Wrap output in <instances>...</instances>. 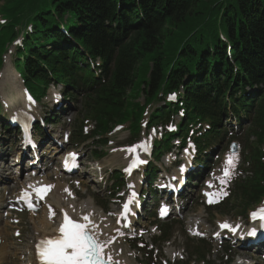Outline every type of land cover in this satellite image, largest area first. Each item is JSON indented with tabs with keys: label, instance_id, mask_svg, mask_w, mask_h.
<instances>
[{
	"label": "trees",
	"instance_id": "obj_1",
	"mask_svg": "<svg viewBox=\"0 0 264 264\" xmlns=\"http://www.w3.org/2000/svg\"><path fill=\"white\" fill-rule=\"evenodd\" d=\"M0 1L1 11L11 19L0 29V52L16 36L20 14L37 13L33 32L20 50L23 59H18L36 95L52 81L62 82L73 93L83 75L96 79L81 48L92 58L103 57L104 79L91 85L82 101L86 115L96 119L99 135L125 122L135 132L148 105L182 86L185 103L175 108L186 113L181 134L198 119L219 131L221 119L231 111L253 114L248 133L263 144L264 0ZM63 20L66 34L59 29ZM246 87L257 88L252 103H242ZM238 91L243 92L240 99L235 98ZM140 93H145V106L134 102ZM155 114L164 117V107ZM262 152L258 148L251 155L256 175L264 178ZM261 194L264 185L257 182L240 190L235 199L247 207Z\"/></svg>",
	"mask_w": 264,
	"mask_h": 264
},
{
	"label": "rangeland",
	"instance_id": "obj_2",
	"mask_svg": "<svg viewBox=\"0 0 264 264\" xmlns=\"http://www.w3.org/2000/svg\"><path fill=\"white\" fill-rule=\"evenodd\" d=\"M2 5H3V1H0V7ZM12 51H13V47L10 48L9 54ZM10 70L14 73V71L11 68H10ZM2 75H4V74L2 73ZM9 86H10V84L8 83V81H6V78L4 77L2 83L0 84V89L5 93L6 96L10 97V99L12 100V98L10 96ZM19 87H21V85H19ZM5 88H7V91H5ZM52 90L53 89L51 88L50 91H52ZM2 91H0V94L3 95ZM137 101L143 103L144 95H141ZM44 102L45 103L43 104L42 107L44 109H50V107L52 105L51 96H48L44 100ZM70 103L74 107V110L72 111L71 116L66 117V118L65 117L61 118L58 121V124L56 126H54V128L56 130H59L60 128H70L71 129L72 143L75 145L76 142L82 141L80 137H77V134L79 133V128L85 124H88V123H87V121H85V119H83V116L80 114V112L82 111V108H81L82 105H80L78 103H73V102H70ZM69 118L71 119V121L68 120ZM178 120L179 119L177 118L176 121H178ZM127 129H128V124H125V128L119 127L112 134H110L109 137L111 138V143L110 142L108 143L106 149L108 150L111 147H117V146L124 147L125 149H127L128 144L131 143V140H133V137L131 138L129 131ZM149 132H150L149 134H151L152 136L155 135L153 130H150ZM143 137H144V135H142V132L140 131L139 136H137L136 138L137 139L141 138V140H142ZM157 137H160V131H158ZM235 142L236 141L231 142L229 144L227 142H223L221 144V146L222 147H229L228 152H230L231 146ZM51 143L52 142H50L49 144H51ZM49 144H48V146H49ZM241 145H242V148L244 151V147H243L242 142H241ZM56 146H58V145H56ZM69 147H72V146H70V144H69ZM250 147L251 146H249L248 149ZM52 148L55 151V147H52ZM76 148L80 149V151L83 153V157H86L89 159V158H91L92 155H94L93 152L95 150L100 152L101 144H100V141H96V139H95V141L93 139H89L88 141L82 142L81 145H79V147H76ZM118 154H122V153L118 152ZM118 154L115 153L114 154L115 157L114 156L112 157V154H110V156H109L110 159L107 160V162L108 163L113 162V160H115L114 158H116L117 157L116 155H118ZM180 154L182 156L183 152ZM181 156L178 158V160H180V161H182L181 158L183 157V156L182 157ZM111 157L113 158L112 161H110L112 159ZM47 159H50V157L44 158V160H47ZM120 162H121V156L116 160V163H120ZM45 166H47V165L43 164L41 167H45ZM57 167L59 169L58 163H56V161H55V163H53V165H52V170L55 171V169ZM111 168L112 167L108 165L105 167V170L107 172H109V170ZM83 170H84L85 176H84V174L80 173L79 176L77 175L74 178L80 179L79 181L81 184H84L86 182L85 188L82 189L81 187H79L77 185L75 179L73 182L71 180H69L66 186H67V188L69 187L72 190H74L75 192H77L79 195H81L86 200L83 201L80 198L77 200H73V201L69 200L65 194V192H66L65 187H63L61 189V192H59L60 193L59 195L63 196V198H64V200L61 202L64 204L65 200H69L71 202V207L73 209H76V208H78V206L86 205L89 202H91V204L93 205L92 200H90V199H93V201L96 204L97 209H98L97 210L93 205L94 210H95V213H94L95 214V216H94V222L95 223L94 224L99 226L96 229V232L100 236H103V233H107V230H109L112 227L119 228L121 226V224H119L118 220H117V216L119 215V212L116 213V217H115L116 222H114L112 218H108L107 212L105 214L107 216L106 217L105 215H103L99 211V209H101V207L104 208L100 204V202L107 203L110 201L108 203L107 209L104 208V210L105 211L108 210L109 215L114 217L113 213L116 210H118V208L120 207L119 205H121V199L119 201H113V200L118 199V196L121 194H124V191H122L121 193H119L118 195H116L114 197L111 196L109 192L103 191L100 188V185H101V187H103L105 185V183H108L110 181H104V185L99 184V183H95L94 178L98 175V173L89 169L88 166H87V169H83ZM57 171H58L57 174H60V172L63 170L61 169V170H57ZM60 175H61L60 178H64V179L69 178L67 175H62V174H60ZM3 176L5 177V179L8 177L6 175V173H4ZM55 177H56V175L54 173H52L51 179L54 180ZM81 180H83V181H81ZM5 182H6V180H3V182H0V185L5 183ZM112 183H113V181H112ZM12 185H13V183L9 182V185H7V189L0 191V203L2 202L5 195L7 198V192L9 191L8 189ZM0 188H1V186H0ZM4 191H5V194H4ZM55 198H56V196L53 195V200ZM154 200L155 199H150V198H149V200H147V204H148L149 208L147 211H145V214L139 220V222L136 223L135 225H133V227L135 228V230L133 232L141 233L142 231H148L149 228H151V229H154V232H152L151 234L155 235L158 233V235L154 239L153 238L154 235L151 236V234H149V236L147 237L148 241H146V244L144 245L143 248L140 247L139 249H138V246L136 247L137 249H134V246L132 245L133 241L128 242V239L125 238L119 244V247L116 250V257L117 258L125 256L128 259H132L133 264H158L159 257L163 256L162 260L165 263V262H169V260H170L169 256H168V250L171 249L175 252H177V251L182 252V255L179 256L178 259L174 260V262L172 264H200V260H199L200 251H198V248L202 246V239L201 238L204 237L203 233L205 232V230H207L210 227L212 228V230L215 229L216 225L220 221L228 220V219H234L233 218L234 215H232V214L231 215H226V214L223 215L222 213H219L218 211L209 212V210H207V207L204 206V199L199 194V195L194 196L193 199L190 198V196L188 195L184 199L185 200V206L180 213L171 216L168 220H166L164 222H157L156 223V221H155L156 220V214L155 213L152 214L150 219L148 218V212H151V208L154 205ZM218 209H219V206H218ZM221 210L226 211L227 209L222 207ZM224 213H226V212H224ZM236 213H239V212H236ZM42 218H43V215L40 217V220L37 224V222H36L37 218L36 217H35V219H36L35 220V219H32L31 216L24 215L23 220H24V225H25V229H26L25 235H33L32 232H34L36 235V233L38 231H34V228H35V226H37V227L39 226V224L42 222ZM5 219H6V217L4 214L3 220H5ZM193 220L200 222L197 225V227H196L197 229L195 230V232H193V230H192ZM42 224H43V222H42ZM164 225L165 226L169 225L170 227L166 229L165 227H162ZM49 229H51V228H49ZM160 230L162 231L161 236H159L161 234ZM165 233H167V237H165L164 242H162L163 236ZM194 233H199V234L197 235ZM24 239H28V237L21 235L20 241H22ZM205 240L209 243L210 251L214 254V256L213 255L211 256L210 262H214L215 264H218V262H220V264H225L227 258H225L226 256L222 257L223 253H224V251H222V250H224V249L220 250L219 243H213L211 237H206ZM10 242L11 241L7 242L6 245H8L12 249ZM26 242L29 243V241L26 240L22 244V246H20V247L25 248ZM155 244L157 245V248L159 249V251H156L150 255L149 251L155 247ZM115 245L116 244H109V246L107 247V256H108V254L113 253L112 250H114ZM234 247L237 248L238 245H234ZM184 249H186V251H184ZM11 251L12 250H10L9 252L11 253ZM23 252H25V249ZM121 252H122V255H121ZM241 254L242 255H254L255 258L257 257L256 252L243 251ZM0 257H1V253H0ZM134 257H135V259H134ZM5 258L6 257H4L2 259L0 258L2 263H4ZM29 261H31L29 264L34 263V262H32V258L30 256L28 261L23 262V260H20L19 264H27V262H29ZM261 262H262L261 259L258 258L254 261L253 264H263ZM234 263L236 264V261ZM247 264H250V263H247Z\"/></svg>",
	"mask_w": 264,
	"mask_h": 264
},
{
	"label": "snow or ice",
	"instance_id": "obj_3",
	"mask_svg": "<svg viewBox=\"0 0 264 264\" xmlns=\"http://www.w3.org/2000/svg\"><path fill=\"white\" fill-rule=\"evenodd\" d=\"M236 147L237 146L234 145L233 149L235 150ZM136 150V147L126 149L130 154L135 153ZM70 158L75 159V155L72 154ZM139 163H143V161H140L137 158L133 161L132 165L126 169V171L130 173ZM226 164L227 167L224 172L225 177L230 175V170L235 165V156L230 155L227 158ZM53 187L54 186L52 185H47L40 189L34 188V191L38 199L43 200L47 192ZM220 195H226V193H221ZM20 199L25 201L29 209L35 211L36 206L33 205L31 201L30 193L25 191L22 193ZM208 202L215 203L219 201L216 199H210ZM130 203L131 201H129V204ZM49 209V218L51 219L55 216V213L51 210V206H49ZM128 212L129 205L125 204V217ZM251 218L264 220V208L260 209L259 212L252 213ZM81 219L84 221L83 223L74 221L65 212L57 236L53 238H44L36 243L37 256L40 264H110L112 260L111 256H105V249L109 246L110 241L101 242L97 238L98 233L96 232V229L99 226L92 223L89 215H85ZM220 228L229 229L233 232L237 230L228 223L221 224ZM194 234L198 235L199 233ZM250 234L255 235V230ZM17 235H19V233H17Z\"/></svg>",
	"mask_w": 264,
	"mask_h": 264
},
{
	"label": "bare ground",
	"instance_id": "obj_4",
	"mask_svg": "<svg viewBox=\"0 0 264 264\" xmlns=\"http://www.w3.org/2000/svg\"><path fill=\"white\" fill-rule=\"evenodd\" d=\"M3 74L5 75V78H6V81H8V83L10 84V86H9V91H10V96H11V98H12V100L13 101H18V100H20V99H22V101H23V96H22V91H23V89H22V86L21 87H19V84H17V81H16V79H17V75H15L11 70H10V67H7L4 71H3ZM51 142V141H50ZM49 142V143H50ZM57 149H59L58 148V146H56L55 147V151H57ZM117 156V155H116ZM69 157V161L71 160V158H70V155L68 156ZM115 157V156H114ZM229 157V156H228ZM227 157V158H228ZM42 158H45V157H43L42 156ZM115 159V158H114ZM113 160V158L110 160V161H112ZM45 161V160H44ZM69 165H71V166H75V161L74 160H72L71 162H70V164ZM226 167H227V164H224V169H223V171L222 172H224L225 171V169H226ZM65 168V167H64ZM59 170H61V169H59ZM62 170H63V168H62ZM15 179H17V177L15 176L14 177ZM216 180L217 181H221V176L219 175V176H217L216 177ZM41 181L42 182H45L46 181V179L44 178V177H42L41 178ZM79 181V180H78ZM18 184H19V182H18ZM22 186H24V184H22ZM63 187H65L64 186V184L60 181V179H58L57 180V182L56 183H54V189H53V192H52V196L54 195V196H56V198L53 200V203H50L52 206V208H54L55 209V211H57L58 209H61V208H66V206L61 202V201H63L64 200V198L63 199H61V195H59L60 193L59 192H61V189L63 188ZM4 188V187H3ZM128 200H131V207H133V208H131V210L128 212V214H127V217H128V220L129 221H132V219H133V212H134V201H133V199H132V197L131 196H128ZM71 201H73V200H71ZM60 203V204H59ZM90 205V206H89ZM93 208V209H92ZM69 209L72 211V212H75V214H76V216L77 217H75L79 222H81V223H83L84 221L81 219L83 216H85V215H89L90 216V219H91V221H92V223L94 224L95 222H94V216H95V210H94V207H93V205L91 204V202H89V203H87L86 205H80V206H78V208H76V209H73L72 207H69ZM124 214V211H121V212H119V215L117 216V220H118V223L119 224H122V215ZM42 222H43V224H42ZM42 222L39 224V226L37 227V226H35V231H38L37 233H36V236L39 238V237H41V238H43V237H45V236H50V235H52L53 233H55V237L57 236V234H58V230L56 231V228H54L53 227V224H52V219H50L49 218V215L47 214V212H44V214H43V218H42ZM49 228H51V229H49ZM131 229H133V227H130ZM122 233H123V228L120 226L119 228H114V227H112V228H110L109 230H107V233H103V236H100L99 234H98V239L101 241V242H104V241H110V244H116V241L117 240H122ZM116 240V241H115ZM33 248H34V246H33ZM33 248H32V250H33ZM13 255V251H11V253L10 252H7L6 254H4L3 252L1 253V259L2 258H4L5 256L6 257H8V258H10L11 256ZM177 253L175 252V251H173V250H171V249H169L168 250V256L170 257V258H176L177 257ZM105 256H107V248H106V250H105ZM128 263V262H127ZM111 264H112V262H111Z\"/></svg>",
	"mask_w": 264,
	"mask_h": 264
}]
</instances>
